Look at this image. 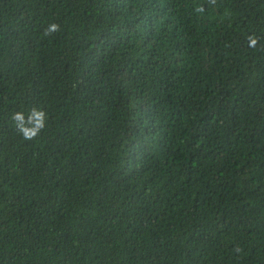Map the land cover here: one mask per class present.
Instances as JSON below:
<instances>
[{
    "label": "trees",
    "instance_id": "trees-1",
    "mask_svg": "<svg viewBox=\"0 0 264 264\" xmlns=\"http://www.w3.org/2000/svg\"><path fill=\"white\" fill-rule=\"evenodd\" d=\"M0 264H264V0H0Z\"/></svg>",
    "mask_w": 264,
    "mask_h": 264
},
{
    "label": "clouds",
    "instance_id": "clouds-1",
    "mask_svg": "<svg viewBox=\"0 0 264 264\" xmlns=\"http://www.w3.org/2000/svg\"><path fill=\"white\" fill-rule=\"evenodd\" d=\"M214 2V0H213ZM60 26L56 23L50 24L44 31L45 36L58 32ZM256 41L253 40L252 44L255 45ZM48 119L47 113L42 110L33 107L27 114L24 112H15L11 116L16 130L27 141L36 139L46 127V121Z\"/></svg>",
    "mask_w": 264,
    "mask_h": 264
}]
</instances>
